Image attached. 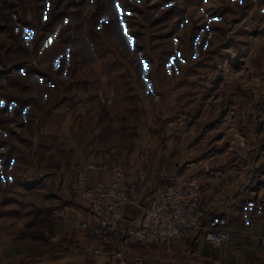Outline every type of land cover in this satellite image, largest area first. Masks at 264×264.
<instances>
[{"label":"rangeland","instance_id":"obj_1","mask_svg":"<svg viewBox=\"0 0 264 264\" xmlns=\"http://www.w3.org/2000/svg\"><path fill=\"white\" fill-rule=\"evenodd\" d=\"M120 69L131 84L126 99L103 88ZM66 97L75 103L60 106ZM64 111L85 114L83 132L93 133L77 140L91 144L103 170L113 159L126 175L144 168L157 188L211 180L223 168L243 174L236 190L249 187L242 207L252 217V192L264 184V0H0V234L55 241L45 230L62 207L61 183L78 175L73 188L86 199ZM86 175L85 185L106 183ZM235 211L243 213L237 202ZM128 213L139 221V207ZM190 231L188 242L199 233ZM171 245L131 244L85 264H188L161 255Z\"/></svg>","mask_w":264,"mask_h":264},{"label":"crops","instance_id":"obj_2","mask_svg":"<svg viewBox=\"0 0 264 264\" xmlns=\"http://www.w3.org/2000/svg\"><path fill=\"white\" fill-rule=\"evenodd\" d=\"M100 55V54H99ZM114 56V54L112 55ZM115 56H121L115 53ZM124 63H118L117 66ZM116 73V72H115ZM110 72V83L114 84L116 89V98H124L130 96V82L127 80L126 71L120 69L117 74ZM133 73V72H132ZM131 83L135 84V74L132 76ZM108 86V85H107ZM103 86L105 92L108 91V87ZM134 97L139 96L137 105H139V113L144 115L148 114V108L145 107L146 103L143 101L141 94H132ZM70 98L66 97L65 100L59 105L64 107L67 103L73 105L75 102H71ZM122 99V103L129 102V100ZM76 108L83 111L84 101L77 100ZM148 105V103H147ZM145 108V110H144ZM75 109V108H74ZM74 109H72L74 111ZM121 108L113 109L114 112L124 111ZM78 110V109H76ZM112 112V111H111ZM69 111H64L63 118L60 119L62 124L64 123L63 133L67 138V145L69 143L70 152L75 154L77 158L70 160L72 168H76L78 172H87V180L89 183L103 180L108 182L111 178L110 172L101 169L99 162H95V156L88 148L91 144L84 143V140L79 142L77 138H83L90 136L92 131L88 130L83 132L84 115L82 112L76 114ZM68 114V115H67ZM139 114V115H140ZM67 115V116H66ZM73 118H70V116ZM126 119V118H125ZM91 121V122H90ZM73 122V123H71ZM89 128L99 126V120L93 116L89 120ZM75 124V125H74ZM66 125V126H65ZM85 125V124H84ZM87 135V136H86ZM68 138H71L68 141ZM88 146L86 147V145ZM92 159V161H91ZM69 166V164H68ZM216 166V165H215ZM213 169H217L214 168ZM222 169V167H221ZM89 170V171H88ZM139 171V170H138ZM233 171L231 168H223L220 175H213L211 177L209 193L206 196L215 200V206L211 211L212 218L216 221L217 225L224 228H228L232 231V239L219 247H212L206 240H204L201 233H197L193 241L188 242L185 237L189 236L190 230H185L181 240L175 241L167 253L162 250L161 255L171 256L177 260L186 259L188 264H264V244L261 241V236L264 234V184H260L256 187L254 194V203H257L256 212L253 211L252 217L245 215L244 208L242 206L247 205L246 200L248 197L249 187L240 190L238 192V183L242 180V175L231 176ZM137 170L127 174L128 179L135 178ZM78 176V175H77ZM77 176L75 182L71 178L64 180L61 183V188L58 190L56 204L61 205L65 209V216L61 219L60 223L52 225L50 231L58 232L59 237L55 241H50L48 237H34L32 240L28 237L26 239L18 238L9 232H2L0 234V264H85L86 258L93 256H99L102 259L109 258L107 254L115 253V247L111 244H104L102 248L90 247L86 235L75 226V221L80 218L87 206V202L78 195L73 186L76 185ZM149 195L152 197L157 195L162 187L157 188V183L149 174ZM237 189V190H236ZM234 193H238V196H234ZM233 196V197H232ZM263 197V198H261ZM235 200V202H233ZM233 202V204L231 203ZM239 209H242L243 213L235 211V203ZM231 204V205H230ZM253 210V209H252ZM255 213V214H254ZM138 222V221H137ZM34 242V243H33ZM33 243V244H32ZM192 249L191 254H188L187 249ZM116 254V253H115ZM168 254V255H167Z\"/></svg>","mask_w":264,"mask_h":264},{"label":"built area","instance_id":"obj_3","mask_svg":"<svg viewBox=\"0 0 264 264\" xmlns=\"http://www.w3.org/2000/svg\"><path fill=\"white\" fill-rule=\"evenodd\" d=\"M108 91L110 96H115L113 85L108 86ZM175 121V118L170 120L169 125ZM102 166L110 170L109 182L85 185L84 174L79 173L78 188L88 205L75 226L84 232L90 247L111 244L116 255L121 256L123 246L136 243L169 247L185 230L198 231L212 247L231 240L232 231L217 225L211 216L215 200L204 197L210 188V179L186 176L177 183L165 184L157 195L148 197V170L142 168L135 178L128 179L118 160H108ZM205 169L209 170L208 164ZM131 206L141 210L137 223L130 219L128 208ZM65 214L64 207L58 208L53 214L55 224ZM45 231L52 240L59 237L57 231ZM261 241L264 244V234Z\"/></svg>","mask_w":264,"mask_h":264}]
</instances>
